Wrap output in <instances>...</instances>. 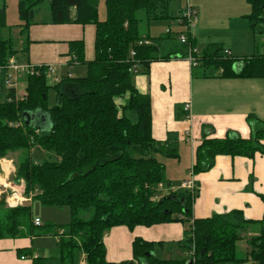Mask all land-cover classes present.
<instances>
[{
    "label": "trees",
    "instance_id": "obj_1",
    "mask_svg": "<svg viewBox=\"0 0 264 264\" xmlns=\"http://www.w3.org/2000/svg\"><path fill=\"white\" fill-rule=\"evenodd\" d=\"M171 1L105 0L106 19L100 21L97 0H18L23 54L30 51V28L37 24L41 6L48 4L50 18L44 24L95 27V58L87 62L84 41H71L70 54L86 66L85 77H66L50 85L43 71L38 77L27 78L22 101L14 99V92L0 90V160L20 153L12 180L16 184L24 182V197L43 207H67L72 215L65 227H37L31 205L5 207L6 196L2 195L0 240L25 235L58 237L62 264H264V220H247L242 211L236 210L194 219L197 190L192 194L184 189L156 200L158 186L166 183V167L156 156L179 159L178 146L172 138L160 144L153 137L151 97L137 91L133 81L136 74L130 70L137 65L138 74L141 65L148 67L156 60L172 58L158 55L157 44L164 39H151L148 33L145 36L152 22L183 20L185 8L171 11ZM247 2L251 7L248 19L256 32L264 24V0ZM141 11L147 22L144 31L138 16ZM8 28L4 2L0 11V78L10 58L19 53L13 39L6 35ZM183 33L188 43L181 44L186 52L180 57H187L197 44L189 31ZM142 40L152 44L140 45ZM131 51L135 56L131 57ZM195 57L199 78H264L262 53L240 60L227 57L223 47L211 44ZM238 63L242 65L240 70L235 69ZM50 90L56 92L53 107L48 102ZM247 120L249 139L234 133L225 139L205 135L195 150L193 175L213 169L220 156L254 158L264 154V122L254 115ZM35 146L55 160L34 162L31 150ZM178 222L185 224V239L178 245L187 254L193 252L192 257L162 260L148 256L162 243L135 239L133 261L107 260L104 239L113 228L132 231L139 226ZM257 224L262 226L261 234L248 238L249 230ZM243 241L248 242L249 251L238 257ZM47 263V259L35 261Z\"/></svg>",
    "mask_w": 264,
    "mask_h": 264
},
{
    "label": "crops",
    "instance_id": "obj_2",
    "mask_svg": "<svg viewBox=\"0 0 264 264\" xmlns=\"http://www.w3.org/2000/svg\"><path fill=\"white\" fill-rule=\"evenodd\" d=\"M188 2L198 11V22L189 32L197 44L194 50L201 53L209 45L215 44L238 59L264 54L260 52L262 49L259 44V34L263 32L258 31L260 26L255 29L256 32L252 30L248 19L251 7L247 0ZM19 23L20 21L16 28L20 32ZM151 24L146 29L145 36L148 33L152 39L155 37L150 32ZM176 24L180 28L178 32L182 30L175 33L178 42H171V34L174 32L168 26L165 30L166 37L157 44L160 58L168 55L172 58L156 60L148 67L141 65L140 72L133 77L137 91L151 97L153 137L160 144L172 138L178 146L179 159L156 156L166 167V183L170 188L166 190L165 183L161 184L158 189L161 195H156V200L167 197L172 192L183 191V183L193 178L198 186V195L193 203L194 219L211 218L236 210L242 211L247 220L260 223L264 220V154L258 153L254 158L220 156L214 168L208 172L191 175V170L195 165V150L205 135L209 139H225L229 133H234L243 139H249L251 128L247 122L248 117L254 115L264 122V78L227 79L217 76L195 79L193 71L196 68L191 66L187 57H180V54L186 52L179 41L186 26L180 20ZM29 33L32 42L30 51L27 55L21 52L23 47L18 50L16 59L20 63L56 65L62 79L85 77L87 68L79 63L76 56L70 54L69 42L84 41L85 59L87 62L92 61L95 58L93 25L36 24L30 28ZM80 66L86 70L80 69ZM241 66L238 63L235 69L240 70ZM61 68L67 70V75L61 72ZM187 103L191 104L189 115L184 112ZM262 143L264 145V141ZM11 161L13 159L0 160V199L4 193L17 188V184L11 180L16 171L14 166L11 168ZM20 187L19 200L23 201L27 199L24 197L23 182H20ZM25 202H21V205L31 203L30 200ZM249 231L248 238L259 236L262 226L254 225ZM135 239L162 243L154 253L159 259L185 258V252L178 245L185 239V224L178 222L151 228L139 226L132 231L126 227L113 228L106 233L104 239L107 260L111 263L133 261ZM58 243L59 238L54 236L25 235L18 239H2L0 264H35L37 259H47V264H62ZM243 243L242 248L247 253L248 242Z\"/></svg>",
    "mask_w": 264,
    "mask_h": 264
},
{
    "label": "rangeland",
    "instance_id": "obj_3",
    "mask_svg": "<svg viewBox=\"0 0 264 264\" xmlns=\"http://www.w3.org/2000/svg\"><path fill=\"white\" fill-rule=\"evenodd\" d=\"M98 1V18L100 21H104L106 19V6H105V0H97ZM4 2L6 3V12H7V23H8V30L6 31V35L10 36L14 43H15V47L17 50H21V48L23 47V38H21V35L19 34V30L16 28L17 23L20 21L19 19V13H18V7H17V0H0V9L3 8L4 6ZM187 2L188 0H172L171 4H170V9L171 11H177L180 8H186L187 6ZM139 18L141 19V28L142 31H144L146 29V16L145 13L143 11L139 12L138 14ZM50 18L49 15V7L48 4H43L39 10V14L36 18L37 24L39 25H45L44 22L48 21ZM177 20H173V21H158V22H153L151 24V34L152 36H154L155 38H165V30L168 29L167 27L170 26L172 31L174 33L171 34L172 39L171 42L173 41H177V35L175 33H180L182 32V30L180 32H178L177 28ZM35 26V25H34ZM258 31H262L263 33L259 34ZM257 31V33L259 34V44L260 47L262 49V51L264 53V24H262L259 28V30ZM159 34H164L163 36H159ZM159 36V37H158ZM178 42V41H177ZM249 58V57H248ZM242 60V59H240ZM237 66V65H236ZM79 67V66H78ZM80 69H85V67L80 66ZM61 72H63V74L67 75L66 72L67 70H62L61 68ZM199 69H195L193 71V77L196 79L199 78L198 73H199ZM74 75L77 74L73 73ZM86 76V75H85ZM76 78V77H74ZM82 78V77H81ZM49 84L53 85L54 82L52 79H49ZM26 84H27V78H24L22 81H20V92H25V88H26ZM56 100V92L54 90H50L49 92V106L53 107L55 105V101ZM31 156L34 160V162L36 163H41L45 160H55V157L46 153L44 150H42L41 148H39L38 146H35L32 148L31 150ZM11 164V168L15 165H17L20 160H21V155L20 153H16V154H10L8 156V160H12ZM16 169V168H15ZM15 174V173H14ZM2 176V171H1V167H0V177ZM13 179V176L11 177V180ZM0 181H2V179H0ZM23 182V181H21ZM24 183V182H23ZM168 183H165V189L169 190L170 188L167 187ZM159 186L157 188V196L161 195V192L158 190ZM178 192H184V191H178ZM16 193H18L17 195L21 194V187H20V183L17 184V188L15 191H8L7 194H3L6 196V202L4 204L5 207H9V204L7 202V199L9 201V199L14 196L13 194L16 195ZM2 196V195H1ZM10 197V198H9ZM26 203V202H25ZM31 207H32V212H33V216L36 218H39V220L42 222V225H48V224H52L55 226H60V227H65L66 225H69L72 221V215H71V210L67 207L65 208H58V207H43L39 202H31L30 203ZM85 218L88 217V215H83ZM250 235V231L248 233V236ZM244 243L241 242L239 243V248H238V257H244L246 255V251L244 250L243 247ZM246 245V243H245ZM249 251V250H248ZM189 254L185 253V258L188 257Z\"/></svg>",
    "mask_w": 264,
    "mask_h": 264
},
{
    "label": "built area",
    "instance_id": "obj_4",
    "mask_svg": "<svg viewBox=\"0 0 264 264\" xmlns=\"http://www.w3.org/2000/svg\"><path fill=\"white\" fill-rule=\"evenodd\" d=\"M185 20V21H184ZM182 23L186 22V30L191 31L192 28L195 27V25L198 22V11L193 8L189 2H187V6L184 10L183 13V20H180ZM179 41L183 45H187L188 43V38L186 35L182 34L179 37ZM140 45H151L152 42L150 40H142ZM131 57L135 56V52L131 51ZM195 54H199L198 50H194L190 48L188 52V61L191 64L192 67H196L198 64V60L195 57ZM225 55L227 57L231 56V53L229 51H225ZM45 71L47 74L48 79H52L54 84L60 83L62 78L58 74V68L56 65H34L30 63H20L16 57L10 58L8 65L3 69V73L1 76L0 80V90H5V91H11L14 92V99L16 101H22L26 98V91L25 92H20V81H22L24 78H29V77H38L42 74V72ZM133 74H137L138 72V67L137 65H134L132 69L130 70ZM13 98H9V101H12ZM184 112L189 113L191 112V104L187 103L185 104L184 107ZM191 175H193V172L191 171ZM182 188L191 192L192 194L195 193L197 190V184L196 182L192 179H189L185 183H183ZM21 196V195H20ZM27 200H30V198L24 199L23 201H20L18 205L12 206L10 205L8 199L7 202L10 207H16L21 205V202H25ZM34 225L37 227L42 226V222L39 219H35ZM193 253V252H192ZM190 253L189 256L192 257L194 254ZM83 264V263H81Z\"/></svg>",
    "mask_w": 264,
    "mask_h": 264
},
{
    "label": "bare ground",
    "instance_id": "obj_5",
    "mask_svg": "<svg viewBox=\"0 0 264 264\" xmlns=\"http://www.w3.org/2000/svg\"><path fill=\"white\" fill-rule=\"evenodd\" d=\"M17 194H18V193H16V195L12 196V197L9 199V203H10V205H12V206L18 205L19 202L22 200V199L19 200L20 197H19V195H17Z\"/></svg>",
    "mask_w": 264,
    "mask_h": 264
},
{
    "label": "water",
    "instance_id": "obj_6",
    "mask_svg": "<svg viewBox=\"0 0 264 264\" xmlns=\"http://www.w3.org/2000/svg\"><path fill=\"white\" fill-rule=\"evenodd\" d=\"M148 256H154V253H149ZM188 264H192V262L190 261Z\"/></svg>",
    "mask_w": 264,
    "mask_h": 264
}]
</instances>
